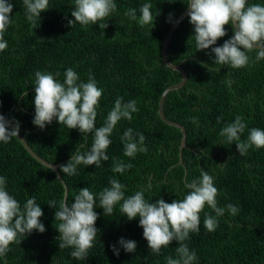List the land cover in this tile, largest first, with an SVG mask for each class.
Segmentation results:
<instances>
[{"label": "trees", "instance_id": "obj_1", "mask_svg": "<svg viewBox=\"0 0 264 264\" xmlns=\"http://www.w3.org/2000/svg\"><path fill=\"white\" fill-rule=\"evenodd\" d=\"M9 2L13 4L12 22L4 33L8 46L0 51V111L14 123L20 122L21 135L40 157L57 165L66 183L67 203L74 201L80 188L88 187L96 195L94 210L98 218L96 238L84 260L72 257L71 247L60 249L57 209L49 203L56 201L59 208L65 191L62 182L55 171L28 153L18 137L8 143L0 141V176L6 178L7 191L21 206L35 197L43 210L40 221L46 229L43 233L33 230L20 244H11V250L0 256V264H167L168 256L176 258L179 242L173 240L162 247L160 254L151 252L140 217L129 220L123 215V201L106 216L99 206V193L115 178L125 185L126 198L147 189V201L163 198L172 203L185 198L190 191L185 181L199 178L201 170L214 178L218 207L227 209L233 204L239 212L231 215L226 210L217 218L216 230L208 231L204 227L205 214L215 216V212L205 206L200 213L199 232L190 233L185 241L197 255L193 264H264V148L253 147L241 156L236 142L226 143L219 134L237 116L247 125L241 141L247 140L251 128L264 130V59L255 61L254 49L248 53L247 67L235 69L214 63L211 47L222 46L234 35L232 25H225L227 34L215 45L197 50L194 25L187 15L169 42V60L187 73L185 83L169 90L163 102V112L177 118L186 132L179 162L182 131L165 123L157 110L164 89L182 79L180 72L163 62L161 49L173 21L184 10L185 0H115L117 10L107 18L108 27L103 30L99 23L69 26L68 21L75 19L71 15L75 0H49V9L41 13L35 26L26 18L23 0ZM145 3L152 6L153 23L141 26L125 12L135 8L139 17ZM252 4L264 5V0H247V5ZM69 67L78 74V83L92 76L103 89L97 127L104 124L118 97L124 102L135 100L139 109L130 121L121 119L114 128L107 149L109 160L102 161L100 167L79 165L75 175H65L60 165L67 164L77 150L86 153L93 134L69 129L58 118L43 130L33 124L35 73H59L56 79L63 82ZM229 80L230 86L226 83ZM128 128L134 134L143 133L146 153L124 155L121 137ZM115 161L132 167L114 173ZM121 237L136 241V251L126 252L119 244ZM113 245L119 249V256L113 252Z\"/></svg>", "mask_w": 264, "mask_h": 264}, {"label": "clouds", "instance_id": "obj_2", "mask_svg": "<svg viewBox=\"0 0 264 264\" xmlns=\"http://www.w3.org/2000/svg\"><path fill=\"white\" fill-rule=\"evenodd\" d=\"M174 2V0H169ZM26 9L27 20L35 26L41 20V13L49 9V0H23ZM187 6L190 23L194 25V37L197 50L209 49L215 45L219 38L227 32L225 25L231 24L234 35L226 40L222 46L211 47L215 53L214 63L230 65L239 69L249 65V52L256 50L255 61L264 59V5H247V0H188ZM151 4L145 3L140 8L137 16L135 8L129 9L125 15L131 20H136L141 26L153 23ZM13 4L9 0H0V51L7 48L4 33L12 22L10 14ZM117 10L115 0H75V9L71 15L75 18L68 24L73 27L79 23L82 26L99 23L101 30L108 27L107 18ZM159 14V13H158ZM157 14V15H158ZM253 61V62H255ZM50 72L37 71L35 73V116L33 124L42 130L47 124H51L54 118H58L61 125L69 129H78L81 133L93 134V143L86 153H80L71 157L67 164L60 165L65 175H75L77 166L95 164L100 167L102 161H108L107 149L112 143L110 136L121 119H132V114L138 112L137 102L131 100L124 102L118 97L110 110L104 124L96 126L97 107L103 95V89L97 86L96 80L89 76L87 82L79 81L78 74L69 67L64 73V81L59 82ZM230 86L232 81H226ZM27 95V93H26ZM221 118H218L220 121ZM193 119V123H196ZM247 125L242 117L237 116L232 123L227 124L220 131V136L226 138V143L236 142L237 150L241 156L247 154L249 149L264 148V130L251 128L246 141H241ZM20 122L11 121L0 115V141L8 143L14 137H19ZM138 136V140H137ZM124 142V155L135 157L138 152H147L145 136L143 133H135L128 128L121 137ZM132 165L123 161H115L112 171L124 173L131 169ZM48 168L55 171L52 165ZM59 178V177H57ZM125 185L118 179L110 180V187L104 188L99 193V206L104 209V214L110 216L114 207L120 205V212L129 220L140 217L139 224L144 229L143 236L148 242L151 252L160 254L162 247H167L173 240L179 242L176 247V258L168 256L167 264H193L197 260L195 251H190L185 243L190 238V233L200 230V213L207 205L215 216L205 214L204 227L208 231H215L218 227V217L227 210L231 215H236L239 208L228 204L227 209L218 207V189L214 186V178L201 170L200 177L185 181V188L190 191L182 200L166 202L163 198L149 202L145 199L144 192L147 189L136 191L135 194L125 197ZM148 188H151L149 183ZM96 195L88 187L80 188L74 201L69 204L62 199L59 208L56 201L49 204L56 208L55 221L60 233L59 247L74 249L71 256L77 260H84L88 256L89 249L93 247L96 238V221L98 218L96 207ZM43 210L32 197L21 206L20 202L9 194L6 187V178L0 176V256L10 251V245L20 244L26 235L33 230L43 233L45 225L40 217ZM119 244L126 252H135L137 243L134 240L120 238ZM113 252L119 256V249L112 246Z\"/></svg>", "mask_w": 264, "mask_h": 264}, {"label": "water", "instance_id": "obj_3", "mask_svg": "<svg viewBox=\"0 0 264 264\" xmlns=\"http://www.w3.org/2000/svg\"><path fill=\"white\" fill-rule=\"evenodd\" d=\"M187 3H188V0H185V7H184V10L182 13H180L176 19L173 21L170 29L168 30L165 38H164V42H163V46H162V49H161V56H162V60L163 62L169 66L170 68L178 71L181 73V76H182V79L180 82L178 83H175V84H172L168 87H166L164 89V91L162 92L161 94V97H160V100H159V106H158V114L160 116V118L167 124H170V125H174L178 128H180V130L182 131V137H181V144H180V147H179V162H180V148L183 147L185 145V137H186V132H185V129L184 127L182 126L181 122L171 116V115H168L166 113L163 112V102H164V98H165V95L166 93L169 91V90H172V89H175V88H179L181 85H183L185 83V81L187 80V73L186 71L184 70V68L180 65V64H177V63H173L172 61L169 60L168 56H167V48H168V45H169V42L171 40V37L173 35V33L175 32L177 26L180 24V22L188 15L189 11H190V8L187 6ZM0 115H3L5 117L6 120L8 121H11L5 114H3L1 111H0ZM168 117H171V118H174L175 120H177L178 122L176 121H173V120H170V119H167L166 116ZM12 122V125L15 126V123L13 121ZM18 139L20 140V142L22 143V145L24 146V148L28 151V153L35 159L37 160L38 162H40L41 164L45 165L48 167V165H52L54 168H55V173L56 175L59 177L60 181L62 182L64 188H65V191H64V198L63 199H66V194H67V190H66V183L65 181L63 180V178L61 177L60 173H59V170L57 168V165L56 164H53V163H50L48 161H46L45 159H43L42 157H40L31 147L30 145L26 142V140L24 139V137L21 135V133H19V137Z\"/></svg>", "mask_w": 264, "mask_h": 264}]
</instances>
